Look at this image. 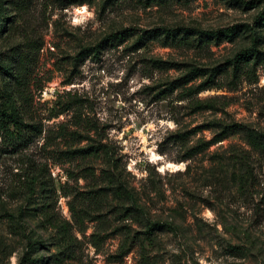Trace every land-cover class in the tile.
<instances>
[{
    "label": "rangeland",
    "instance_id": "rangeland-1",
    "mask_svg": "<svg viewBox=\"0 0 264 264\" xmlns=\"http://www.w3.org/2000/svg\"><path fill=\"white\" fill-rule=\"evenodd\" d=\"M10 111L0 264H264V0H0Z\"/></svg>",
    "mask_w": 264,
    "mask_h": 264
},
{
    "label": "trees",
    "instance_id": "trees-1",
    "mask_svg": "<svg viewBox=\"0 0 264 264\" xmlns=\"http://www.w3.org/2000/svg\"><path fill=\"white\" fill-rule=\"evenodd\" d=\"M229 29H232L233 27H227ZM172 31L173 34H175V29H169L167 30V33H170ZM117 32H115L116 34ZM32 125L27 124L21 120V118L18 116L17 112H5L1 116L0 120V127L5 135H9L10 138L15 140V142H21L25 139L24 136H28L31 132L30 127ZM32 128V127H31ZM251 142L254 145H260L262 142L256 139H251Z\"/></svg>",
    "mask_w": 264,
    "mask_h": 264
}]
</instances>
